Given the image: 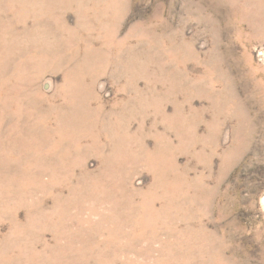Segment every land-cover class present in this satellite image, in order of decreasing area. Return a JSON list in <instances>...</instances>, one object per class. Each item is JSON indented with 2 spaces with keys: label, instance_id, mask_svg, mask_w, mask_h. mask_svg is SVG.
Returning a JSON list of instances; mask_svg holds the SVG:
<instances>
[{
  "label": "rangeland",
  "instance_id": "obj_1",
  "mask_svg": "<svg viewBox=\"0 0 264 264\" xmlns=\"http://www.w3.org/2000/svg\"><path fill=\"white\" fill-rule=\"evenodd\" d=\"M263 199L264 0H0V264H264Z\"/></svg>",
  "mask_w": 264,
  "mask_h": 264
},
{
  "label": "bare ground",
  "instance_id": "obj_2",
  "mask_svg": "<svg viewBox=\"0 0 264 264\" xmlns=\"http://www.w3.org/2000/svg\"><path fill=\"white\" fill-rule=\"evenodd\" d=\"M55 9V8H54ZM63 23V22H62ZM74 30V29H73ZM11 35V34H10ZM16 47V46H15ZM25 50V49H24ZM59 51V50H58ZM54 53V52H53ZM44 54V53H43ZM51 56V55H50ZM26 66V65H25ZM128 68V67H127ZM128 70V69H127ZM3 72V71H2ZM15 74V73H14ZM71 76V75H70ZM19 77V76H18ZM87 88V87H86ZM94 89V88H93ZM64 91V90H63ZM67 94V93H66ZM93 94V93H92ZM89 97V96H88ZM83 100V99H82ZM150 104V103H149ZM55 105V104H53ZM64 106V105H63ZM93 118V117H92ZM34 119V118H33ZM69 122V121H68ZM72 123V122H71ZM82 123V122H81ZM91 127V126H90ZM124 127V126H123ZM103 128V127H102ZM126 129V128H125ZM58 131V130H57ZM125 132V131H124ZM124 135V134H123ZM73 137V136H72ZM98 137V136H97ZM118 139V138H117ZM53 142V141H52ZM117 142V141H116ZM94 143V142H93ZM115 145V144H114ZM126 145V144H125ZM98 147V146H97ZM93 148V147H92ZM93 150V149H92ZM103 151V150H102ZM61 155V154H60ZM148 155V154H147ZM42 161V160H41ZM112 163V162H111ZM52 187V186H51ZM264 203V199H263Z\"/></svg>",
  "mask_w": 264,
  "mask_h": 264
}]
</instances>
